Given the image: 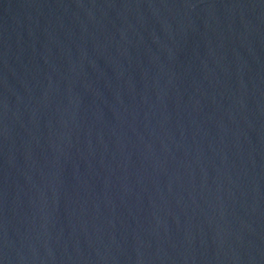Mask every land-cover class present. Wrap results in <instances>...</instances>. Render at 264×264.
I'll list each match as a JSON object with an SVG mask.
<instances>
[{"label":"water","instance_id":"1","mask_svg":"<svg viewBox=\"0 0 264 264\" xmlns=\"http://www.w3.org/2000/svg\"><path fill=\"white\" fill-rule=\"evenodd\" d=\"M0 264H264V0H0Z\"/></svg>","mask_w":264,"mask_h":264}]
</instances>
